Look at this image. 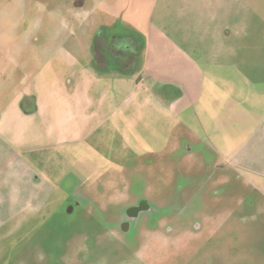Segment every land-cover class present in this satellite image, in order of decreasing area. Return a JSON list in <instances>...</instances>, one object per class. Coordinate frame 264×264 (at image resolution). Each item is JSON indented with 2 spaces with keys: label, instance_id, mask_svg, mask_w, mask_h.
I'll return each instance as SVG.
<instances>
[{
  "label": "rangeland",
  "instance_id": "374dc122",
  "mask_svg": "<svg viewBox=\"0 0 264 264\" xmlns=\"http://www.w3.org/2000/svg\"><path fill=\"white\" fill-rule=\"evenodd\" d=\"M76 1L0 0V112L39 101L57 185L0 264H264V0Z\"/></svg>",
  "mask_w": 264,
  "mask_h": 264
},
{
  "label": "crops",
  "instance_id": "0c3cea01",
  "mask_svg": "<svg viewBox=\"0 0 264 264\" xmlns=\"http://www.w3.org/2000/svg\"><path fill=\"white\" fill-rule=\"evenodd\" d=\"M98 55L100 63L108 64L103 53ZM30 96L31 92L20 91L18 98L0 112V226L21 212H41L57 189L30 155L32 148L23 141L22 126L29 125L42 112L39 101ZM211 164L220 169L232 163L223 158ZM249 184L256 189L254 183Z\"/></svg>",
  "mask_w": 264,
  "mask_h": 264
},
{
  "label": "flooded vegetation",
  "instance_id": "af4514ba",
  "mask_svg": "<svg viewBox=\"0 0 264 264\" xmlns=\"http://www.w3.org/2000/svg\"><path fill=\"white\" fill-rule=\"evenodd\" d=\"M83 4H85V0H77L76 2H75V5H77V6H79V7H81V6H83ZM102 45V44H101ZM24 100H25V102H26V100H27V98H24ZM144 208H146L147 206V201L145 200L144 201ZM142 206L143 205H141V208H142ZM138 209L139 208H133V210L130 212V215L129 216H126L125 215V217L121 220V223H123V227H125L126 229H130L131 228V226L133 225V223L135 222V220H136V216L139 214V213H142V212H138ZM134 219V220H133ZM152 233H153V237H155V236H157V237H162V238H165L166 236L165 235H163L161 232H159V231H157V230H155V229H153V231H152Z\"/></svg>",
  "mask_w": 264,
  "mask_h": 264
},
{
  "label": "water",
  "instance_id": "95a60500",
  "mask_svg": "<svg viewBox=\"0 0 264 264\" xmlns=\"http://www.w3.org/2000/svg\"><path fill=\"white\" fill-rule=\"evenodd\" d=\"M134 208H138V206H137V207H134ZM142 210H144V209H138V212H140V211H142Z\"/></svg>",
  "mask_w": 264,
  "mask_h": 264
}]
</instances>
